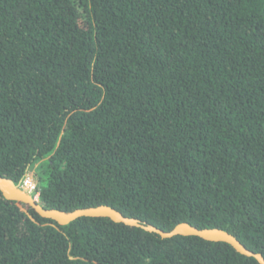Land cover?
<instances>
[{
    "label": "trees",
    "instance_id": "16d2710c",
    "mask_svg": "<svg viewBox=\"0 0 264 264\" xmlns=\"http://www.w3.org/2000/svg\"><path fill=\"white\" fill-rule=\"evenodd\" d=\"M45 208L221 228L264 256V0H0V176ZM0 264H261L0 191Z\"/></svg>",
    "mask_w": 264,
    "mask_h": 264
},
{
    "label": "water",
    "instance_id": "95a60500",
    "mask_svg": "<svg viewBox=\"0 0 264 264\" xmlns=\"http://www.w3.org/2000/svg\"><path fill=\"white\" fill-rule=\"evenodd\" d=\"M0 191L7 199L14 200L19 204L30 205L42 217L52 219L61 225L69 224L84 216L109 217L115 222L141 227L147 231L157 233L163 238H170L176 235H194L206 240L227 242L238 252L249 257H254L261 264H264L263 254L248 249L235 235L221 228H199L188 222H182L177 224L172 230L165 231L138 218L125 216L122 212L109 205L77 208L72 211L45 208L28 191L23 189L19 184H16L13 179L2 176H0Z\"/></svg>",
    "mask_w": 264,
    "mask_h": 264
},
{
    "label": "built area",
    "instance_id": "2783aa9c",
    "mask_svg": "<svg viewBox=\"0 0 264 264\" xmlns=\"http://www.w3.org/2000/svg\"><path fill=\"white\" fill-rule=\"evenodd\" d=\"M20 186L26 191H28L35 199H39L40 188L39 183L36 180V173L34 168H30L28 170Z\"/></svg>",
    "mask_w": 264,
    "mask_h": 264
},
{
    "label": "rangeland",
    "instance_id": "374dc122",
    "mask_svg": "<svg viewBox=\"0 0 264 264\" xmlns=\"http://www.w3.org/2000/svg\"><path fill=\"white\" fill-rule=\"evenodd\" d=\"M35 173H36V180L38 181L39 185H44L46 183V177H47V173H45L41 167L39 166V164H36L35 167Z\"/></svg>",
    "mask_w": 264,
    "mask_h": 264
}]
</instances>
